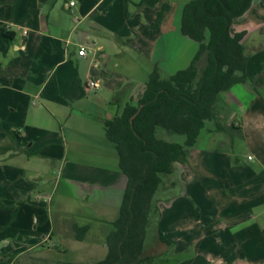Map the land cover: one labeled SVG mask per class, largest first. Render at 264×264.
Returning <instances> with one entry per match:
<instances>
[{"label":"crops","instance_id":"crops-1","mask_svg":"<svg viewBox=\"0 0 264 264\" xmlns=\"http://www.w3.org/2000/svg\"><path fill=\"white\" fill-rule=\"evenodd\" d=\"M187 1L0 0V146L15 147L8 152L24 157L26 175L38 178L48 164L58 172L51 190L37 191L38 197L48 193L49 202L33 205L41 238L27 241L25 249L47 255L25 260L54 264L48 253L57 245V251L76 253L68 262L90 264L105 257L122 199L116 184L125 182L114 146L105 136V120L140 98L154 65L166 74L189 65L199 45L180 32ZM240 31L245 32L243 42L250 40L247 27L230 33ZM81 47L85 55L77 54ZM89 81L95 87H88ZM263 94L264 70L251 85L235 84L219 95L218 116L237 133L244 129L251 144L246 160L253 178L245 192L254 194L253 208H260L254 213L246 206L234 216L232 232L264 227L258 221L264 220ZM104 173L115 183L105 181ZM234 247L242 264H264V244Z\"/></svg>","mask_w":264,"mask_h":264},{"label":"trees","instance_id":"trees-1","mask_svg":"<svg viewBox=\"0 0 264 264\" xmlns=\"http://www.w3.org/2000/svg\"><path fill=\"white\" fill-rule=\"evenodd\" d=\"M252 1H187L180 32L199 45L189 65L168 75L154 65L140 98L125 103L115 116L105 120V136L114 146L118 168L127 183L106 239L105 257L90 264H158V260L143 255V246L162 175L170 174L174 164L186 162L187 150L204 132L226 131L217 111L220 93L235 84L251 85L264 70V47L247 53L245 32L229 31L232 20L244 14ZM7 133L14 141L12 131ZM159 133L183 140H167ZM14 149L0 146V155ZM158 237L166 242L160 231ZM1 259L0 264L13 261L10 256Z\"/></svg>","mask_w":264,"mask_h":264},{"label":"rangeland","instance_id":"rangeland-1","mask_svg":"<svg viewBox=\"0 0 264 264\" xmlns=\"http://www.w3.org/2000/svg\"><path fill=\"white\" fill-rule=\"evenodd\" d=\"M240 26L250 31V40L243 42L247 52L253 47H264L263 1L255 0L246 14L234 20L229 31L235 32ZM218 110V113L222 111ZM223 122L225 132H204L199 137L200 141L187 150L186 162L176 165L175 171L161 177L143 246V255L158 260V264H242L234 247L236 244H264L263 226L256 229L239 228L232 232L236 228L234 216L243 214L246 206L251 205L250 208L256 210L254 213L260 208H253L254 194L248 189V193L245 192L246 185L253 178L248 169L250 161L246 160L247 153H250L247 148L251 145L243 135L246 131L241 129L237 133L227 125L229 121ZM159 136L167 140H183L181 136L170 137L165 133H159ZM236 159L243 161V164L239 165ZM23 160L22 155L8 151L0 155V259L13 257L11 263L3 264H34L25 257L42 258L47 255L41 251L25 252V249L29 241L41 238V229L34 220L37 211L33 205H48L49 202L48 193L38 197L37 191L41 188L51 190L58 172L54 170V164H48L47 171L38 178L26 175ZM105 173L104 180L115 183V178L111 176L110 180ZM120 174L125 182L119 181L116 185L123 199L127 177L122 172ZM255 186L259 188V181ZM52 195L57 194L53 192ZM245 197L252 201L251 204L245 202ZM258 221L264 222L261 217ZM159 228L166 239L165 243L159 240ZM52 239L55 240L54 235ZM58 247L55 246L53 252L48 253L54 264H67L68 259H76L74 251L63 253L57 251ZM245 253L251 256L255 251Z\"/></svg>","mask_w":264,"mask_h":264},{"label":"built area","instance_id":"built-area-1","mask_svg":"<svg viewBox=\"0 0 264 264\" xmlns=\"http://www.w3.org/2000/svg\"><path fill=\"white\" fill-rule=\"evenodd\" d=\"M70 4H72V2H70ZM77 54H78V55H85V50H84V48L81 47V48L77 51ZM95 85H96V84H95L94 81H89L88 84H87V86L90 87V88L95 87ZM248 158H250V157H248Z\"/></svg>","mask_w":264,"mask_h":264},{"label":"water","instance_id":"water-1","mask_svg":"<svg viewBox=\"0 0 264 264\" xmlns=\"http://www.w3.org/2000/svg\"><path fill=\"white\" fill-rule=\"evenodd\" d=\"M160 264V263H159Z\"/></svg>","mask_w":264,"mask_h":264}]
</instances>
